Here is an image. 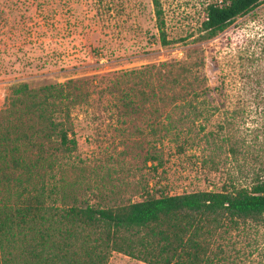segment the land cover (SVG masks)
<instances>
[{
    "label": "rangeland",
    "instance_id": "rangeland-1",
    "mask_svg": "<svg viewBox=\"0 0 264 264\" xmlns=\"http://www.w3.org/2000/svg\"><path fill=\"white\" fill-rule=\"evenodd\" d=\"M225 1L161 0L172 41L165 46L151 0H0V111L15 82L92 79L84 85L90 95L71 107L76 145L65 151L49 142L32 173L0 166V201L16 206L25 188L44 184L56 208L111 206L264 179V2L204 38L207 6ZM184 62L200 64L202 86L234 114H166L193 95V76L181 77ZM117 88L158 97L136 111ZM234 238L237 264H264V220ZM108 264L147 263L113 252Z\"/></svg>",
    "mask_w": 264,
    "mask_h": 264
},
{
    "label": "trees",
    "instance_id": "trees-1",
    "mask_svg": "<svg viewBox=\"0 0 264 264\" xmlns=\"http://www.w3.org/2000/svg\"><path fill=\"white\" fill-rule=\"evenodd\" d=\"M151 1L160 43L169 45L172 41L166 32L161 0ZM263 2L210 3L203 37L217 36ZM199 66L181 65V77L194 78L193 95L174 102L166 114H177L176 109L179 114H234L225 102L213 97L209 86H202L205 77ZM90 80L70 79L40 87H32L27 80L15 82L6 108L0 111V166L10 162L15 170L24 168L32 173V168L45 160L51 141L58 142V149L70 151L76 145L70 137L74 133L69 122L71 107L90 95L84 91ZM176 83L180 84L181 78L171 79L174 87ZM117 89L124 93L125 107L136 111L139 108L133 106L143 107L158 97L146 91L139 95ZM162 102L168 105L167 98ZM230 149L237 153L235 147ZM32 152L36 154L34 161ZM28 179L30 182L31 176ZM25 189L28 195L20 194L16 206L0 201V264H108L113 252L147 264H237L234 237L248 225L264 220L261 178L251 187L178 195L148 193L140 201L111 206L56 208L47 204L44 184Z\"/></svg>",
    "mask_w": 264,
    "mask_h": 264
}]
</instances>
